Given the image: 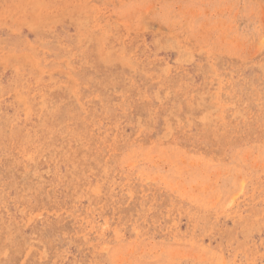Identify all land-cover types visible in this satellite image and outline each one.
<instances>
[{"label": "rangeland", "instance_id": "obj_1", "mask_svg": "<svg viewBox=\"0 0 264 264\" xmlns=\"http://www.w3.org/2000/svg\"><path fill=\"white\" fill-rule=\"evenodd\" d=\"M0 264H264V0H0Z\"/></svg>", "mask_w": 264, "mask_h": 264}]
</instances>
